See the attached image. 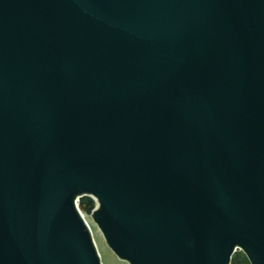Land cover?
Wrapping results in <instances>:
<instances>
[{"label": "water", "instance_id": "95a60500", "mask_svg": "<svg viewBox=\"0 0 264 264\" xmlns=\"http://www.w3.org/2000/svg\"><path fill=\"white\" fill-rule=\"evenodd\" d=\"M79 207L128 264H264V0H0V264H103Z\"/></svg>", "mask_w": 264, "mask_h": 264}, {"label": "rangeland", "instance_id": "374dc122", "mask_svg": "<svg viewBox=\"0 0 264 264\" xmlns=\"http://www.w3.org/2000/svg\"><path fill=\"white\" fill-rule=\"evenodd\" d=\"M87 208H82L84 211L86 218L92 228V232L94 235V240L96 242L98 251L101 255L103 264H128L127 262L122 261L108 246L105 236L102 231L99 229L98 225L94 222L91 216L87 214Z\"/></svg>", "mask_w": 264, "mask_h": 264}, {"label": "trees", "instance_id": "16d2710c", "mask_svg": "<svg viewBox=\"0 0 264 264\" xmlns=\"http://www.w3.org/2000/svg\"><path fill=\"white\" fill-rule=\"evenodd\" d=\"M231 264H251V262L244 253L238 252L233 255Z\"/></svg>", "mask_w": 264, "mask_h": 264}, {"label": "built area", "instance_id": "2783aa9c", "mask_svg": "<svg viewBox=\"0 0 264 264\" xmlns=\"http://www.w3.org/2000/svg\"><path fill=\"white\" fill-rule=\"evenodd\" d=\"M94 198V197H93ZM94 200H95V202H97V200L94 198ZM97 204V203H96ZM79 209H80V211H81V213H82V215L84 216V218L87 220V218H86V215H85V213H84V211L82 210V208L81 207H79ZM88 221V220H87ZM89 223V222H88ZM91 227V226H90ZM92 229V228H91ZM94 236V235H93ZM238 252H242L243 253V250L241 249V248H238L236 251H235V253H238Z\"/></svg>", "mask_w": 264, "mask_h": 264}, {"label": "bare ground", "instance_id": "6f19581e", "mask_svg": "<svg viewBox=\"0 0 264 264\" xmlns=\"http://www.w3.org/2000/svg\"><path fill=\"white\" fill-rule=\"evenodd\" d=\"M92 230V229H91ZM93 233V232H92Z\"/></svg>", "mask_w": 264, "mask_h": 264}]
</instances>
